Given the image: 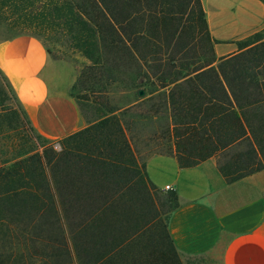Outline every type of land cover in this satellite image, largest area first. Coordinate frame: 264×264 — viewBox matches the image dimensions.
Listing matches in <instances>:
<instances>
[{"label": "trees", "instance_id": "1", "mask_svg": "<svg viewBox=\"0 0 264 264\" xmlns=\"http://www.w3.org/2000/svg\"><path fill=\"white\" fill-rule=\"evenodd\" d=\"M0 5L25 28L63 25L91 60V78L111 84L118 77L110 67L135 65L133 74L167 89L182 167L216 156L228 182L264 169V31L217 57L202 0ZM118 109L98 102L100 117L59 140L60 150L37 132L42 152L0 162V264H183L168 230L178 194L171 190L158 204L153 192L161 189L127 133L134 121L124 122Z\"/></svg>", "mask_w": 264, "mask_h": 264}, {"label": "crops", "instance_id": "2", "mask_svg": "<svg viewBox=\"0 0 264 264\" xmlns=\"http://www.w3.org/2000/svg\"><path fill=\"white\" fill-rule=\"evenodd\" d=\"M202 2L218 57L237 52V40L264 31V0ZM70 62L55 58L34 33L0 40V69L35 129L52 140L90 124L73 95L78 69ZM145 162L153 184L161 190L171 185L178 194L168 230L182 256L211 255L218 264H264V169L228 182L216 156L182 167L173 149Z\"/></svg>", "mask_w": 264, "mask_h": 264}, {"label": "rangeland", "instance_id": "3", "mask_svg": "<svg viewBox=\"0 0 264 264\" xmlns=\"http://www.w3.org/2000/svg\"><path fill=\"white\" fill-rule=\"evenodd\" d=\"M39 5L40 3H37V6ZM208 7L211 10V6ZM17 17L18 15H13L8 7L0 5V40L18 33H34L43 40L55 58H64L75 64L78 69L77 80L83 71L82 81L79 82V88L73 89V95L78 100L84 116L89 119V123L95 122L100 117V112L96 110V105L100 102L106 107L119 108L116 114L126 111L124 122L134 121L131 131L127 130V133L134 136L132 143L141 162L153 152H171L175 149V139L170 128L172 120L169 118L167 89L152 85L151 80L147 83L143 76L133 74L131 71L135 70V65L131 66V70L125 65L117 69L110 67L119 78L114 83L109 84L104 78L100 81L99 78L93 79L91 74L87 73L89 71L87 66L91 64V60L74 47L73 38L63 25H52L50 28H25L17 23ZM95 81L100 83L96 85ZM140 85L144 86L145 91L142 96L139 95L137 88ZM92 87H97V92L93 91ZM24 111L15 90L9 87L7 79L0 72V162L14 156V153L25 152L26 155H22L25 157L34 153L31 150L43 151V147L39 146L43 140L37 137L39 132L32 129L33 124L27 122L23 115ZM49 140L50 143L47 144H53L56 150L61 149L59 140ZM170 191L171 189H163L153 192L158 204ZM2 249L3 245L0 243V251ZM181 258L183 264H218L211 255H181Z\"/></svg>", "mask_w": 264, "mask_h": 264}, {"label": "water", "instance_id": "4", "mask_svg": "<svg viewBox=\"0 0 264 264\" xmlns=\"http://www.w3.org/2000/svg\"><path fill=\"white\" fill-rule=\"evenodd\" d=\"M138 93H139V95H144V93H145V91L143 90V89H140L139 91H138Z\"/></svg>", "mask_w": 264, "mask_h": 264}, {"label": "built area", "instance_id": "5", "mask_svg": "<svg viewBox=\"0 0 264 264\" xmlns=\"http://www.w3.org/2000/svg\"><path fill=\"white\" fill-rule=\"evenodd\" d=\"M165 189H167V190H170V189L173 190V187L171 185H167Z\"/></svg>", "mask_w": 264, "mask_h": 264}]
</instances>
